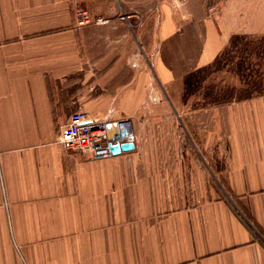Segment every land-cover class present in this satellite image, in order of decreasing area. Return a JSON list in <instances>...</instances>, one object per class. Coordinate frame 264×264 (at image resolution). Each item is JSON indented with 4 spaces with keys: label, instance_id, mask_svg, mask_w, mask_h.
<instances>
[{
    "label": "crops",
    "instance_id": "obj_1",
    "mask_svg": "<svg viewBox=\"0 0 264 264\" xmlns=\"http://www.w3.org/2000/svg\"><path fill=\"white\" fill-rule=\"evenodd\" d=\"M108 1L0 0V264H264V105L204 150L200 115L160 98L209 60L205 11ZM79 110L128 122L134 149L63 152Z\"/></svg>",
    "mask_w": 264,
    "mask_h": 264
},
{
    "label": "rangeland",
    "instance_id": "obj_2",
    "mask_svg": "<svg viewBox=\"0 0 264 264\" xmlns=\"http://www.w3.org/2000/svg\"><path fill=\"white\" fill-rule=\"evenodd\" d=\"M186 1L112 0L107 8L142 10L175 6L183 10ZM197 1L213 31L208 35L212 46L209 60L200 57L201 67L182 80L171 82L167 87L170 91L160 99L175 106L177 120L181 116L185 122L195 121L196 115H200L204 150L209 139L219 137L223 152L233 133L228 126L229 114L241 105H264V0ZM210 8L213 10L209 11ZM93 14L92 17H100ZM75 22L79 26L76 17ZM83 26L97 25L79 27ZM147 29L150 33L151 27Z\"/></svg>",
    "mask_w": 264,
    "mask_h": 264
},
{
    "label": "built area",
    "instance_id": "obj_3",
    "mask_svg": "<svg viewBox=\"0 0 264 264\" xmlns=\"http://www.w3.org/2000/svg\"><path fill=\"white\" fill-rule=\"evenodd\" d=\"M210 8L209 11H212ZM74 15L77 24L104 26L108 19L92 17L85 9L76 8ZM135 136L126 121H109L95 118L85 111L72 113L60 128L58 143L63 152L80 155L87 160H105L113 157L109 145L114 143H133Z\"/></svg>",
    "mask_w": 264,
    "mask_h": 264
},
{
    "label": "water",
    "instance_id": "obj_4",
    "mask_svg": "<svg viewBox=\"0 0 264 264\" xmlns=\"http://www.w3.org/2000/svg\"><path fill=\"white\" fill-rule=\"evenodd\" d=\"M134 149L133 143H114L109 145L112 155H118L120 152H129Z\"/></svg>",
    "mask_w": 264,
    "mask_h": 264
}]
</instances>
